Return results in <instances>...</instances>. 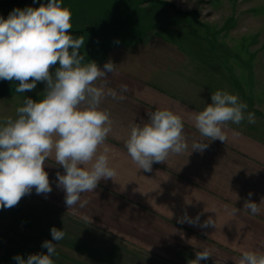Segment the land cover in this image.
I'll list each match as a JSON object with an SVG mask.
<instances>
[{"label":"crops","instance_id":"0c3cea01","mask_svg":"<svg viewBox=\"0 0 264 264\" xmlns=\"http://www.w3.org/2000/svg\"><path fill=\"white\" fill-rule=\"evenodd\" d=\"M87 29L98 36L94 27ZM116 41L126 43L116 37L111 47L98 48L92 59L101 69L108 61L116 65L97 83L106 81V88L124 97H107L101 105L113 122L105 143L117 173L114 181L101 180L94 192L82 194L88 201L84 208L68 210L56 178L64 170L48 158L45 171L52 192L45 196L33 189L17 206L0 209V264H17L16 255L27 259L30 254H46L41 245L52 240L53 226L66 233L61 241H53L54 264H188L204 249L211 257L200 264H234L242 247L264 250V139L229 123L224 143L209 141L189 119L190 111L211 103V92L233 94L234 87L225 81L230 75L215 73L204 61L195 68L196 59L174 50L166 52L158 45L152 50L144 30L142 39L127 43L135 46L131 57L114 53ZM122 84L126 91H121ZM44 87L38 83L33 91L20 93L18 100L26 95L42 99ZM146 107L169 108L179 115L190 144L178 155L180 160L174 154L173 162L154 164L152 172L133 164L124 146L129 126L146 121ZM193 140L209 143L202 156L190 153ZM249 192L259 204L258 214L244 208ZM185 213L193 219L199 215V223L178 222ZM209 217L216 227L201 228Z\"/></svg>","mask_w":264,"mask_h":264},{"label":"clouds","instance_id":"9594fccd","mask_svg":"<svg viewBox=\"0 0 264 264\" xmlns=\"http://www.w3.org/2000/svg\"><path fill=\"white\" fill-rule=\"evenodd\" d=\"M182 2L191 8L196 0ZM71 20L72 13L63 6V0H47L38 8H15L6 19L0 17V80L18 81L17 93L31 92L38 83L45 85L42 99L26 96L15 116L0 122V209L17 206L33 189L45 196L52 192L45 171V161L50 157L64 170L63 174L58 171L56 178L68 210L84 208L88 201L82 194L94 192L101 180L114 181L117 175L110 166L105 143L113 122L101 105L107 97H124L106 88V81L97 83L113 73L116 65L108 61L101 69L95 61L85 62L80 52L85 41L70 34ZM120 89L126 91L127 85ZM246 109L237 95L216 90L211 92V103L201 111H190L189 119L201 137L224 143L226 125H239L246 118L255 122L254 114L245 116ZM147 115V121L129 126L124 146L133 164L152 172L154 164L183 154L189 145L183 120L174 111L157 108ZM208 147L209 143L193 140L191 153H203ZM252 195L248 193L244 208L255 215L261 209L251 200ZM199 219V215L193 219L185 213L178 222L198 224ZM209 226L216 227L212 217L200 224L201 228ZM50 232L52 240L41 245L46 254H30L27 259L16 255L13 259L17 264H54L53 241H61L66 233L54 226ZM210 257L207 249L197 251L188 264H200ZM234 264H264V250L242 247Z\"/></svg>","mask_w":264,"mask_h":264},{"label":"rangeland","instance_id":"374dc122","mask_svg":"<svg viewBox=\"0 0 264 264\" xmlns=\"http://www.w3.org/2000/svg\"><path fill=\"white\" fill-rule=\"evenodd\" d=\"M63 6L72 13V29H96L97 37L87 30L82 34L88 60L101 46L111 47L116 37L126 43L116 41L114 53L131 57L135 46L127 43L142 39L144 30L152 50L154 45L174 50L196 59L195 68L204 61L215 73L230 75L225 81L246 103L245 116L250 112L255 118L254 123L246 118L236 126L264 139V0H196L191 8L182 0H63ZM20 95L14 90L0 98V122L15 116L28 96L18 100ZM153 111L146 107V121ZM173 155L166 163L173 162Z\"/></svg>","mask_w":264,"mask_h":264},{"label":"trees","instance_id":"16d2710c","mask_svg":"<svg viewBox=\"0 0 264 264\" xmlns=\"http://www.w3.org/2000/svg\"><path fill=\"white\" fill-rule=\"evenodd\" d=\"M42 3H47V0H35V2L34 0H0V17L6 19L9 13L15 8L24 9L29 6L38 8ZM84 31L85 30L82 29H71L70 34L74 38L82 37ZM80 52L85 57V61H88L89 56L85 53L83 48L80 49ZM17 85L18 81L0 80V98L14 91Z\"/></svg>","mask_w":264,"mask_h":264}]
</instances>
